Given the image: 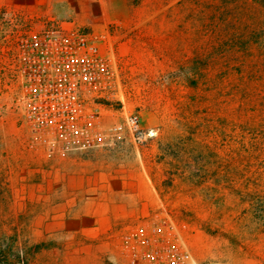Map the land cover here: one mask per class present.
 <instances>
[{"label": "rangeland", "instance_id": "rangeland-1", "mask_svg": "<svg viewBox=\"0 0 264 264\" xmlns=\"http://www.w3.org/2000/svg\"><path fill=\"white\" fill-rule=\"evenodd\" d=\"M52 22L110 33L120 88L102 125L124 106L155 135L59 153L29 131L10 62ZM155 214L201 263L264 264V4L0 0V264H115Z\"/></svg>", "mask_w": 264, "mask_h": 264}, {"label": "built area", "instance_id": "built-area-1", "mask_svg": "<svg viewBox=\"0 0 264 264\" xmlns=\"http://www.w3.org/2000/svg\"><path fill=\"white\" fill-rule=\"evenodd\" d=\"M10 77L29 131L53 151L71 153L107 146L121 132L136 140L155 132L141 126L137 112H127L107 130L103 102L120 88L109 32L97 34L73 23L52 22L18 40ZM122 235L115 264H204L193 254L181 227L155 214L135 222ZM210 264H221L212 262Z\"/></svg>", "mask_w": 264, "mask_h": 264}, {"label": "crops", "instance_id": "crops-1", "mask_svg": "<svg viewBox=\"0 0 264 264\" xmlns=\"http://www.w3.org/2000/svg\"><path fill=\"white\" fill-rule=\"evenodd\" d=\"M120 257V251L118 249V251H116V254L114 255V258L115 259H118Z\"/></svg>", "mask_w": 264, "mask_h": 264}, {"label": "trees", "instance_id": "trees-1", "mask_svg": "<svg viewBox=\"0 0 264 264\" xmlns=\"http://www.w3.org/2000/svg\"><path fill=\"white\" fill-rule=\"evenodd\" d=\"M259 1H261L264 4V0H259Z\"/></svg>", "mask_w": 264, "mask_h": 264}]
</instances>
